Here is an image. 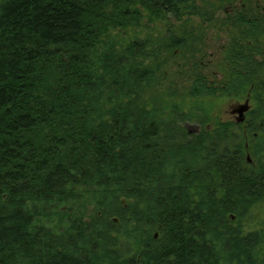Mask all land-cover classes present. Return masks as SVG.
Instances as JSON below:
<instances>
[{"label": "trees", "instance_id": "obj_1", "mask_svg": "<svg viewBox=\"0 0 264 264\" xmlns=\"http://www.w3.org/2000/svg\"><path fill=\"white\" fill-rule=\"evenodd\" d=\"M230 1L0 0V264H264V13Z\"/></svg>", "mask_w": 264, "mask_h": 264}, {"label": "rangeland", "instance_id": "obj_2", "mask_svg": "<svg viewBox=\"0 0 264 264\" xmlns=\"http://www.w3.org/2000/svg\"><path fill=\"white\" fill-rule=\"evenodd\" d=\"M226 3H224L220 8L216 9V13L214 14V19L216 18V20H221L223 18L226 17V11L224 10L226 7ZM195 20V18L193 19V21ZM198 20V19H196ZM195 20V21H196ZM192 21V20H191ZM194 21V22H195ZM195 29L197 32L200 33H204V35H202L201 37L199 36V39L201 40L200 44L203 47H209V51L213 52L217 50V47L224 43L226 40V33L223 32V27H221L220 25H206V26H199V24L195 23ZM195 31V32H196ZM213 48V49H212ZM185 67L183 66V69ZM171 70L173 71H169L170 72H174V67H171ZM179 71V70H178ZM245 99H243L244 101ZM243 101H237L239 103H243ZM209 103V107H211V109L214 111L215 114H217L219 116L220 119H228V120H234L235 121V116L237 115L236 113H230V110L228 109L229 105L232 104V102H235V100H230L227 99L225 97H220L217 98L216 100H211L209 99L207 101ZM250 103V108H251V102ZM249 108V109H250ZM246 114V113H245ZM246 115H244L245 117ZM244 120V119H243ZM244 122V121H243ZM186 129L188 130L189 133H195L199 130V125L194 122V121H188L186 124ZM256 135V134H255ZM245 145L248 146V142H245ZM244 158L246 160V162H248L249 164H251L253 162V156L252 153H250V150H245L244 152ZM154 236H157V232H154Z\"/></svg>", "mask_w": 264, "mask_h": 264}, {"label": "flooded vegetation", "instance_id": "obj_3", "mask_svg": "<svg viewBox=\"0 0 264 264\" xmlns=\"http://www.w3.org/2000/svg\"><path fill=\"white\" fill-rule=\"evenodd\" d=\"M243 6L244 5L241 0H232L227 3L224 10L227 13H234V11L239 12L242 10L241 8ZM250 8H251V15L253 14V16L256 13H260V14L261 12L264 13V0H250Z\"/></svg>", "mask_w": 264, "mask_h": 264}, {"label": "water", "instance_id": "obj_4", "mask_svg": "<svg viewBox=\"0 0 264 264\" xmlns=\"http://www.w3.org/2000/svg\"><path fill=\"white\" fill-rule=\"evenodd\" d=\"M250 103H249V98H246L243 103H239L237 101L232 102L231 105H229L228 109L230 110V113H236L237 115L235 116V121L237 122H243L244 120V115L247 111L250 109Z\"/></svg>", "mask_w": 264, "mask_h": 264}]
</instances>
